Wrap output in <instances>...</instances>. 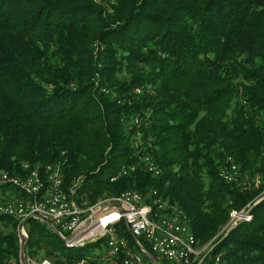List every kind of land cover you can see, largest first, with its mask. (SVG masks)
Listing matches in <instances>:
<instances>
[{
    "label": "trees",
    "instance_id": "1",
    "mask_svg": "<svg viewBox=\"0 0 264 264\" xmlns=\"http://www.w3.org/2000/svg\"><path fill=\"white\" fill-rule=\"evenodd\" d=\"M55 164L63 188L81 177L79 206L155 191L196 247L214 246L202 264H264V0H0V174ZM17 224L0 215V264L18 260ZM25 231L27 259L114 264L105 238L68 247L33 219Z\"/></svg>",
    "mask_w": 264,
    "mask_h": 264
},
{
    "label": "built area",
    "instance_id": "2",
    "mask_svg": "<svg viewBox=\"0 0 264 264\" xmlns=\"http://www.w3.org/2000/svg\"><path fill=\"white\" fill-rule=\"evenodd\" d=\"M97 51L98 45L94 44V55ZM134 123L137 124L138 120L135 119ZM142 162L148 173L153 176L159 174L149 157H145ZM135 170V165L123 167L110 181ZM221 174L227 182H232L237 169L231 166ZM80 183L82 179L77 177L63 188L59 164L47 165L42 169L38 166L31 168L23 179L0 174L1 185H10L23 195L14 196L8 191L0 193V215L12 217L18 222L16 232L20 249L26 246L28 238L25 222L33 219L42 224H50L63 238L72 235L70 239L63 240L68 247H80L90 240L93 242L105 238L101 255L103 262L116 264L120 253H123V264H144L145 256L139 249L142 248L139 239H142L156 256V264H195L200 251L196 247L187 217L177 208L167 206L155 191L146 194L125 191L93 206H79L76 198ZM248 218L244 210L231 211L229 224L225 228ZM120 222L125 224L129 234L135 238L132 248L128 246L126 238L118 233ZM11 264H50V261L36 262L27 259L25 254L24 258L19 254L18 260ZM65 264L90 263L80 259ZM206 264H219V258H210Z\"/></svg>",
    "mask_w": 264,
    "mask_h": 264
},
{
    "label": "water",
    "instance_id": "3",
    "mask_svg": "<svg viewBox=\"0 0 264 264\" xmlns=\"http://www.w3.org/2000/svg\"><path fill=\"white\" fill-rule=\"evenodd\" d=\"M88 223V222H87ZM44 225L55 235V236H57L60 240H68V239H70L71 237H72V235H69L68 237H65V238H63L58 232H57V230L53 227V226H51L50 224H48V223H46V222H44ZM234 227V224L233 225H230L228 228H227V230L225 231V233H224V236H226L228 233H229V231L232 229ZM133 238V240H135V238L134 237H132ZM26 243H27V240H26ZM213 247L214 246H211L205 253H204V255H203V257L199 260V262L197 263V264H202V262H203V260L209 255V253L212 251V249H213ZM142 252H143V254H144V256L146 257V259L149 261V263L150 264H156V261H155V259H154V257L150 254V253H148L143 247L141 248H139ZM24 250H25V245L20 249V256L22 257V258H24ZM25 262V261H24Z\"/></svg>",
    "mask_w": 264,
    "mask_h": 264
},
{
    "label": "rangeland",
    "instance_id": "4",
    "mask_svg": "<svg viewBox=\"0 0 264 264\" xmlns=\"http://www.w3.org/2000/svg\"><path fill=\"white\" fill-rule=\"evenodd\" d=\"M111 5H112V3H110V5L108 4V8L109 7H111ZM101 49H102V45L100 46V44H98V51H97V53L99 52V51H101ZM97 53H96V55H94V48H93V52H92V55H93V57H94V59H96V57H97ZM136 93H139V91L137 90L136 91ZM108 199V198H107ZM107 199H105V198H102V199H100V201H105V200H107ZM104 204H106V203H104ZM240 212V211H239ZM230 220V219H229ZM121 224H123V222H120L119 223V226L121 225ZM229 224V221H228V223H227V225ZM227 225H226V227H227ZM226 229L227 228H223V230H225L226 231ZM222 230V231H223ZM88 242H92L91 240L90 241H88ZM209 244H207V245H205V246H203V247H197L198 248V250L200 251V254L198 255V257H197V259H196V262L198 263L199 261H198V259L200 258V256L202 255V254H204L209 248ZM103 251H104V249H103ZM38 262V261H37ZM158 264H161V263H158Z\"/></svg>",
    "mask_w": 264,
    "mask_h": 264
},
{
    "label": "bare ground",
    "instance_id": "5",
    "mask_svg": "<svg viewBox=\"0 0 264 264\" xmlns=\"http://www.w3.org/2000/svg\"><path fill=\"white\" fill-rule=\"evenodd\" d=\"M101 228V227H100ZM88 237V236H87Z\"/></svg>",
    "mask_w": 264,
    "mask_h": 264
}]
</instances>
